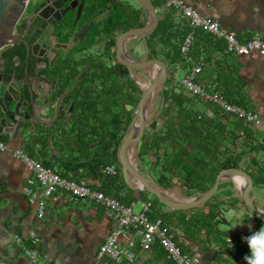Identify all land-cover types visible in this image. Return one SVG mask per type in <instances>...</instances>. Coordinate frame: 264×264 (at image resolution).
I'll return each mask as SVG.
<instances>
[{"label":"crops","instance_id":"obj_1","mask_svg":"<svg viewBox=\"0 0 264 264\" xmlns=\"http://www.w3.org/2000/svg\"><path fill=\"white\" fill-rule=\"evenodd\" d=\"M164 1L167 4L168 0ZM183 2L192 6L200 15L217 20L222 27L233 31L241 41L249 38L254 32L264 36V0H183ZM156 8L159 11V7ZM141 20L142 23L139 25L147 20L142 9ZM219 41L224 43V49L222 47L213 52L214 59L211 63L201 62L202 69L197 75V81L211 90L222 93L228 90L230 93L228 96L239 100L242 107L255 111L264 120V55L255 51L247 54L230 53L225 49L224 40L219 38ZM185 72L186 68L176 69V79L179 81ZM42 75L49 83H42L33 88L37 103L35 112L39 119L47 120L54 118L56 97L68 89L73 81L70 82L69 75L62 77L55 71H47ZM74 89L70 98L74 100L73 114L64 123L63 136L60 130H55L49 138L50 128L36 124L32 134H27L23 138L10 139L7 134H2L0 137L6 143L5 149L0 151V264H34L23 252L19 243L14 241V235H17L21 237L23 244L30 245L32 234L37 237L39 254L49 255L55 264H125L126 262L124 258L117 262L97 254L99 245L115 226V220L100 202L93 199H74L68 192L58 189L52 197L47 198L45 213L42 217H38L35 205L28 199L27 190H38L39 186L25 163L13 154L15 149H22L41 163L49 162L51 167L62 176L84 180L93 189L112 195L124 204H133V209L136 203L145 200L138 196L135 189L126 184L124 178L123 181L106 179L102 166L97 169L92 163L88 164L91 159L95 161L102 159L101 156H95L96 153L100 155L101 150H95L94 140L89 143L90 150H86L85 143L80 145L79 136L70 133V129L77 121L75 106L79 98V89L76 87ZM223 95L228 98L224 93ZM50 103L53 105L51 106ZM44 105L46 109H42ZM67 105L68 103L61 106L62 110L59 111L61 119L65 117ZM162 106L161 98L154 115L156 118ZM196 106L201 111L207 110L202 102ZM60 124V121H56L53 127ZM149 127L148 124L143 133L151 130ZM258 130L264 132L260 127L254 132ZM262 138L263 136L260 137L261 140ZM118 151L119 149L116 153L117 159ZM228 180L226 184L217 188L219 193L213 198L222 224L209 231L206 228L195 231L191 222L180 221L176 224L180 241L184 244L189 241L186 249L191 253L199 254L197 264H248L245 256L249 254L250 248L243 237L264 226L246 210L235 183L231 179ZM166 189L175 197L185 196L176 187ZM254 191V202L264 211V189H254ZM146 199L151 198L148 196ZM231 199L235 201L231 203ZM242 205L245 209L240 210L239 207ZM199 206L182 209L179 215L186 218L199 217L206 211L198 210ZM156 207L162 213H168L173 209L164 204ZM152 209L153 202L149 215ZM234 223L241 224L233 227ZM169 228L171 230L172 227ZM219 231L223 232V235L214 237L213 235L219 234ZM170 232L172 235L173 231ZM138 238L139 236L132 229H127L120 238L121 245L129 247L134 252L133 264H172L156 241L150 248L144 250L138 246Z\"/></svg>","mask_w":264,"mask_h":264},{"label":"trees","instance_id":"obj_2","mask_svg":"<svg viewBox=\"0 0 264 264\" xmlns=\"http://www.w3.org/2000/svg\"><path fill=\"white\" fill-rule=\"evenodd\" d=\"M153 4L159 7L160 17L154 31L145 39L146 58L160 59L165 65L167 76L160 91L163 106L157 116L162 121L152 119L149 123L151 130L143 133L138 143L136 156L139 170L148 173L164 188H178L185 196L205 191L212 185L218 172L228 168L245 170L252 178L254 189H264V132H254L241 117L221 111L212 102L189 92L174 75L176 69L186 68L179 47L188 32L193 34L190 55L194 61L211 63L213 52L222 47L224 49V43L198 27L191 28L176 8L164 0H153ZM124 11L130 14L127 16ZM139 23H142L141 9L131 5L124 8L113 5L110 15L95 27L97 33L108 37L111 46L115 35ZM115 66L114 72L109 70L102 75L100 91L85 88L78 78L76 88L79 89V98L75 106L77 121L70 133L79 136L80 145L85 143L86 150H90L89 143L94 140L95 150H101L100 155L96 153L95 156H101L102 159H91L88 164L92 163L97 169L102 166L106 179L123 181L116 153L132 118L141 88L128 75L125 65L118 62ZM75 76V73L69 75L70 82ZM223 93L228 101L242 106L239 100L228 96V90ZM201 102L207 110L197 108L196 105ZM43 163L52 166L49 162ZM112 164L116 166L117 172L106 173L105 167ZM228 181L220 183L218 188ZM137 194L141 199L150 196L153 202L150 218L160 219L162 227L170 234L173 231L172 238L183 252L190 253L186 249L189 241L185 244L180 241V233L176 228L178 222H191L195 231L202 228L209 231L223 223L219 218V210L215 209L217 205L209 207L199 217L186 218L179 215L182 209L162 213L156 207L162 203L146 191L140 190ZM234 201L230 200L231 203ZM252 216L264 225V220ZM218 233L213 236L223 235L221 231Z\"/></svg>","mask_w":264,"mask_h":264},{"label":"water","instance_id":"obj_3","mask_svg":"<svg viewBox=\"0 0 264 264\" xmlns=\"http://www.w3.org/2000/svg\"><path fill=\"white\" fill-rule=\"evenodd\" d=\"M84 1V0H82ZM113 1V0H108ZM127 5H131V1L135 2L139 9L143 10L146 17V22L142 25L131 27L116 36L115 48L116 56L121 64L128 67L129 75L141 87L140 97L133 109L132 118L125 130L124 137L118 151V160L121 167L122 176L128 186L136 191H146L154 195L157 200L165 206L173 209H187L198 206L207 201L217 190L220 183L231 179L235 183L240 192V196L244 204L248 207L251 213L264 220V211L259 208L255 202V191L250 174L241 168L221 169L215 177L212 185L203 192L189 197L177 198L173 196L167 189L156 183L153 178L144 174L138 169L137 162L131 159V150H137L138 143L142 137L144 128L148 125V105H151V100L156 91H161L166 80L167 72L164 63L158 58L142 59L133 56L127 52V47L131 44H136L138 40L145 43L146 37L152 33L158 24L159 14L152 0H118ZM27 0H0V49L14 44L17 40V32L15 25L18 18L23 12ZM61 5H57L60 7ZM111 13V9H101L97 12L90 21L85 22L74 35L86 36L89 30L104 21ZM61 21V15L57 18ZM35 39L37 37L33 34ZM22 40L23 37L20 36ZM41 39L46 42H51L50 38L42 36ZM134 41V42H133ZM133 42V43H132ZM29 50L27 51V59ZM132 70L150 71L153 74L149 77L147 86L142 87L132 73ZM81 73H78L73 80L72 85L61 92L54 101V118L41 120L35 112L37 105L34 97V91L29 85L28 75L26 70L21 73L15 67L11 71L0 72V137L2 134H7L10 139L23 138L25 135H31L36 128V124L44 125L50 128L49 138L55 130H60V133H65L64 123L69 116L73 114L74 100H70L71 92L74 90L77 80ZM57 82H55L56 84ZM55 90V88H54ZM70 100V101H69ZM65 109V117H59L61 106L67 104ZM52 106L53 104L50 103ZM44 105L42 109H46ZM39 114V113H38ZM60 121L61 124L53 127L54 122ZM237 179L243 181V189H239Z\"/></svg>","mask_w":264,"mask_h":264},{"label":"built area","instance_id":"obj_4","mask_svg":"<svg viewBox=\"0 0 264 264\" xmlns=\"http://www.w3.org/2000/svg\"><path fill=\"white\" fill-rule=\"evenodd\" d=\"M167 4L175 7L180 16L185 18L191 27H198L211 34L214 38L223 39L226 51L234 54H247L255 51L260 55H264V36L258 32H254L249 38L241 41L233 31L222 27L215 19L200 15L183 0H168ZM192 39V33L188 32L180 43V56L186 65V72L179 78V82L189 92L212 102L221 111H227L241 117L252 130L257 127L264 130V120L255 111L229 102L222 91L211 90L208 86L197 81V75L202 69V63L195 62L190 55ZM174 75L176 77L175 72ZM5 147L6 143L0 139V151L4 150ZM13 154L25 163L39 186L38 190H27L28 199L35 205L38 217L44 215L47 198L52 197L58 189L68 192L74 199H93L103 205L107 213L115 220V226L99 245L97 250L99 256H107L117 262L124 258L126 260L125 264H133L134 252L129 247L122 246L120 242L124 232L127 229H132L139 236L138 246L141 249L150 248L152 243L156 241L172 264H197L199 262V254L183 252L167 229L162 227L160 219H151L149 217L152 206L151 199L140 201V210L134 211L133 204H124L112 195L93 189L84 180H75L62 176L55 168L44 165L39 160L26 154L22 149H15ZM105 172L115 174L117 168L113 164L108 165L105 167ZM14 241L19 243L21 249L32 263L55 264L49 255L39 254L37 249L38 240L33 234L30 239V245L23 244L21 237L17 235H14Z\"/></svg>","mask_w":264,"mask_h":264},{"label":"flooded vegetation","instance_id":"obj_5","mask_svg":"<svg viewBox=\"0 0 264 264\" xmlns=\"http://www.w3.org/2000/svg\"><path fill=\"white\" fill-rule=\"evenodd\" d=\"M113 5L121 8L128 6L118 0H27L15 25L17 40L0 49V72L11 71L15 67L20 73L26 70L32 89L36 85L49 83L42 75L47 71H55L63 76L81 73L80 81L85 88L100 91L102 75L109 70L114 72L115 65L120 63L115 53L116 36L131 27L115 35L111 46L106 35L96 32V25L84 37L73 36V33L97 15L99 10L110 8L112 11ZM124 13L127 16L130 14L129 11ZM60 15L61 21H58ZM43 35L51 42L45 44V40L41 39ZM127 52L131 54L130 45ZM127 70L129 75L128 67Z\"/></svg>","mask_w":264,"mask_h":264},{"label":"rangeland","instance_id":"obj_6","mask_svg":"<svg viewBox=\"0 0 264 264\" xmlns=\"http://www.w3.org/2000/svg\"><path fill=\"white\" fill-rule=\"evenodd\" d=\"M131 6L134 7V8H137V4L135 2H132L131 1ZM134 42V41H133ZM132 42V43H133ZM130 51H131V54L133 56H136V57H139V58H145V54H146V48H145V45L142 41L138 40L136 44H131L130 45ZM132 73L134 74V77L137 81L140 82V80H146V81H149V77H150V71H137V70H132ZM131 77V76H130ZM132 78V77H131ZM133 79V78H132ZM140 79V80H139ZM134 80V79H133ZM135 81V80H134ZM136 82V81H135ZM137 83V82H136ZM138 84V83H137ZM139 85V84H138ZM140 87V86H139ZM141 88V87H140ZM161 95H160V91H156L154 96H153V99L151 100V105L147 111L148 113V124L152 121V119H155L157 121H159L158 118H156L154 115L156 114V111L158 110V103L159 101L161 100ZM153 117V118H152ZM131 159L134 161V162H137L138 163V160H137V156H136V150H131ZM219 193V190H216L214 197H216V195ZM173 194V193H172ZM176 197H185V196H176ZM186 197H189V196H186ZM213 198H211L210 200L202 203L203 205H200L199 206V209L200 211H205L207 210L209 207H214L216 206V204H214L215 202H213ZM163 205V204H161ZM246 206V205H245ZM243 205L242 207H239L240 210H243ZM246 210L251 214V211L248 209V207L246 206L245 207ZM244 208V209H245ZM140 209V203H136L135 206H134V210L138 211ZM237 209V208H236ZM246 211V212H247Z\"/></svg>","mask_w":264,"mask_h":264},{"label":"clouds","instance_id":"obj_7","mask_svg":"<svg viewBox=\"0 0 264 264\" xmlns=\"http://www.w3.org/2000/svg\"><path fill=\"white\" fill-rule=\"evenodd\" d=\"M241 223H234L233 227ZM243 238L247 241L250 248L249 254L245 256L248 264H264V226Z\"/></svg>","mask_w":264,"mask_h":264},{"label":"bare ground","instance_id":"obj_8","mask_svg":"<svg viewBox=\"0 0 264 264\" xmlns=\"http://www.w3.org/2000/svg\"><path fill=\"white\" fill-rule=\"evenodd\" d=\"M151 73V72H150ZM153 74V71H152V73H151V75ZM140 80V79H139ZM149 83V81H146V80H140V84H141V86L142 87H145V86H147V84ZM149 107H150V104L148 105V109H149ZM148 109H147V111H148ZM237 185H238V187H239V189H243V181L241 180V179H237ZM167 191V190H166Z\"/></svg>","mask_w":264,"mask_h":264}]
</instances>
